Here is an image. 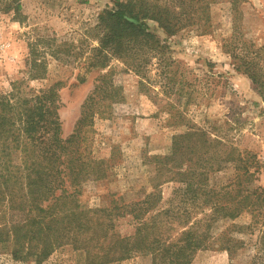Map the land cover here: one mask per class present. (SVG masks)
<instances>
[{
	"label": "trees",
	"instance_id": "16d2710c",
	"mask_svg": "<svg viewBox=\"0 0 264 264\" xmlns=\"http://www.w3.org/2000/svg\"><path fill=\"white\" fill-rule=\"evenodd\" d=\"M217 1L228 5L229 34L222 38V47L234 67L250 78L264 98V44L255 46L243 37L240 5L245 0H116L98 13L94 24L85 26L87 43L78 52L77 45L56 42L54 35L28 40L24 76L0 92V202L7 205L9 215L0 222V241L12 242L15 258L38 262L68 241L69 235L70 243H75L79 235L82 242L86 241L95 229L105 234L108 221L118 215L136 222L132 234L118 233V259L149 253L151 264H188L197 249L210 246L216 220H231L246 212L250 215L246 224L230 226L243 233L259 232V259L252 261L264 264V186H250L256 180L250 166L257 162L237 149L222 150L219 142L214 144L209 134L197 127L188 126L173 134L170 152L157 160L161 174L168 171L172 173L168 179L179 182L167 206L154 210L159 196L153 192L136 201L118 196V204L95 209L83 208L77 202L83 182L102 176L84 156L81 131L101 113V102L113 100L117 91L110 61L117 60L122 70L140 78L147 75L153 62L160 87L168 93L174 81L167 67L175 59L167 38L182 28L209 32L210 7ZM2 2L3 10L19 11L20 0ZM149 21L165 36L158 35ZM83 53L81 67L105 71L98 74L92 91L84 98L73 131L63 138L58 115L62 80L39 87L29 82L46 78L50 59L72 64ZM76 77L82 81L78 74ZM183 160L188 161L184 168ZM224 164L233 165L234 178L219 186L210 184L208 172ZM173 196H179L176 202ZM106 218L109 220L104 223ZM94 221L100 227L94 226ZM227 229L229 226L217 234L221 236L219 245L232 253L241 241L226 234Z\"/></svg>",
	"mask_w": 264,
	"mask_h": 264
},
{
	"label": "rangeland",
	"instance_id": "374dc122",
	"mask_svg": "<svg viewBox=\"0 0 264 264\" xmlns=\"http://www.w3.org/2000/svg\"><path fill=\"white\" fill-rule=\"evenodd\" d=\"M115 1L20 0L19 11L15 13L11 9L3 10L0 0V92L8 90L11 81L24 76L28 40L54 35L56 42L77 45L78 52L87 43L83 34L85 26L94 24L98 13ZM227 7L224 1L211 4L209 32L182 28L167 38L175 59L167 67L174 81L168 93L160 87L153 62L147 75L140 78L134 72L122 70L117 60L110 61L111 79L117 91L113 100L101 102V113L95 114L92 125L83 126L81 131L84 156L91 159L95 172L103 176L83 182L77 200L83 208L113 206L118 204V196L124 201H136L149 192L159 196L154 210L170 204L172 200L168 199L179 182L169 180L172 173L168 171L161 174L157 160L170 152L172 135L188 126L205 130L222 150L237 149L246 158L252 156L257 164L250 169L254 170L256 180L250 186H264V98L250 78L234 67L232 58L222 47V38L229 34ZM240 9L243 37L255 46L264 44V0H245ZM149 24L155 28L154 22ZM155 30L161 37L165 36L160 29ZM83 58L84 53L72 64L50 59L46 78L29 82L30 86L39 87L52 80H62L58 88V115L63 138L73 131L84 98L92 91L98 74L105 71L86 70L81 67ZM186 164L188 161L183 160L182 168ZM234 173L231 164L210 170V184H226L234 178ZM173 198L176 202L179 196ZM7 209L0 202V222L9 218ZM249 220L246 212L231 220H216L212 229L215 238L210 246L197 249L188 264L257 263V246L262 242L259 232L243 233L230 226H241ZM108 222L105 234L95 229L86 241L82 242L79 235L75 243H70L69 235L68 241L38 262L33 258H15L12 242L0 241V264H151L149 253L118 259V233L132 234L134 220L116 215ZM93 225L100 227L95 221ZM227 226L225 233L241 241L232 253L219 245L221 236L217 235Z\"/></svg>",
	"mask_w": 264,
	"mask_h": 264
}]
</instances>
